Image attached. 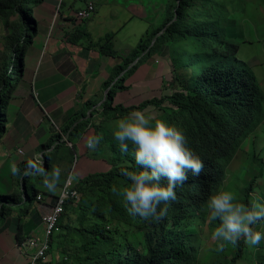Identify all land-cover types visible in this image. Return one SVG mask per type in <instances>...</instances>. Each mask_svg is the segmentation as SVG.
Segmentation results:
<instances>
[{"label": "trees", "instance_id": "16d2710c", "mask_svg": "<svg viewBox=\"0 0 264 264\" xmlns=\"http://www.w3.org/2000/svg\"><path fill=\"white\" fill-rule=\"evenodd\" d=\"M44 2L0 0V19L7 29L1 56L0 138L8 132L6 124L11 120V93L26 74L27 53L38 37L40 20L37 8ZM173 2L166 8L162 26L152 33L148 30L139 41L135 58L144 55L114 84L105 83L110 89L101 104V115L120 117L134 110H144L148 105H159L160 100L152 98L137 105L124 106L116 104L115 97L118 92L127 90L125 81L142 61L169 44L173 51L171 65L177 91L169 98L174 109L161 118L183 128L194 152L202 158L204 169L199 176L188 173V179L176 189L177 199L168 202V215L162 222L145 221L126 210L122 192L127 180L121 169L134 170L131 145L127 154L119 156L120 163L112 164L108 171L92 173L75 182L74 188L80 199L66 203L59 221L60 232L54 236L62 235L61 239L65 240L64 247L62 245L60 249L63 264H72L68 261L69 256H64L66 251L71 252L72 261L77 264L85 261L88 264H238L246 254L243 239L234 246L231 258L227 257L224 249L208 248L204 251L205 231L208 230L211 236L218 223L210 221L207 224V198L223 185L226 166L238 143L253 134L264 121V96L258 81L252 70L238 60L239 44L231 42V37H225L227 30L238 31L241 37L235 14L244 11L242 5L245 0ZM228 7L235 11L234 15ZM12 16L18 20L11 26L9 20ZM231 22L236 25L232 27ZM76 31L71 35L81 32ZM68 35V42L76 44V40ZM230 35L235 36L234 33ZM113 36H104L99 48L101 57L117 56L113 50ZM123 70L119 67L116 74ZM84 106H89V103ZM91 108H87L89 118L93 114ZM84 125L78 122L75 131ZM55 137L42 146L44 150L58 141L59 136ZM57 149L58 145H55L52 151ZM43 156L46 160L40 167L47 172V167L51 168L49 154L43 152ZM28 163L21 162L17 167L22 172ZM33 175L36 174H18L22 183L20 191L10 196L0 195V221L14 213L20 220L32 211L39 193L36 185L28 181ZM113 187L120 194L113 192ZM113 223H117L115 230L110 227ZM133 226L148 228L150 234L146 244L143 248L130 245L126 252H120L114 246L115 235L119 233L117 231ZM16 239L19 244L26 240L21 223L17 226Z\"/></svg>", "mask_w": 264, "mask_h": 264}, {"label": "rangeland", "instance_id": "374dc122", "mask_svg": "<svg viewBox=\"0 0 264 264\" xmlns=\"http://www.w3.org/2000/svg\"><path fill=\"white\" fill-rule=\"evenodd\" d=\"M105 1L108 3L105 4ZM111 1L116 2L115 4L125 3L127 7H141L144 12L143 18H147L148 22L151 23L150 33L162 26L166 17L167 6L174 3L173 0H45V2L37 8V14L40 20L38 24V38L34 40L35 45H33V48H29L28 50V56L26 57V74L11 93L12 102H17V100L24 96L28 101L35 102L38 106V101L33 95V92L36 91L41 104L54 105L55 103H59L63 105V109L66 112L67 110L69 111L66 115L67 118L64 124H60L63 122H58L56 119H53L55 121L54 125L52 123L49 124V132L52 138L55 136H59V138L51 147L53 148L55 145H58V149L51 151L48 157L54 168L59 165L68 166L71 169L69 170L71 176L73 174L75 175L81 166L87 164V158H85L84 154L86 150L84 141L85 137L89 134H103L104 139L99 148L101 152L99 158L104 161L108 167H111L112 164L120 163L121 160L119 156L125 155L119 151L118 142H116L112 136L114 121L119 117L115 114L103 117L101 115V104L105 99L107 91L110 89V87H106L112 85V83L114 84L116 80L130 69L144 54L137 59L135 58L138 42L136 46H134L135 48L130 50V52L121 54V60L118 61V64L115 65L114 68L109 69V72H103V64L108 56L105 55L101 57L99 55V48L105 35L102 38H92L91 34L86 31V27L88 28L89 25V30L93 36L99 33L103 23H105V21H102V18L105 16L104 13H102L105 11L103 8H109L107 5L111 3ZM89 2L94 5L95 13L88 21H85V23L83 22L75 26L74 14L76 13V9ZM245 3L243 2L242 5L244 11H239L235 14L241 37L238 31L234 32L231 30H227L225 37H231L229 38L231 42L239 44L237 58L240 62L244 63L248 69L252 70L258 81L261 93L264 96V0H245ZM69 8H72V10H70L71 12L69 11L72 13L71 16L68 12ZM228 10L234 15L235 11L233 9L228 7ZM97 14L98 17L96 18ZM17 20L16 16H12L9 20V24L12 26ZM230 24L232 27L236 25L233 22ZM78 28H81L80 33L76 31ZM74 31H76L77 34L71 35ZM230 33H234L235 36H231ZM6 34L7 29L5 23L0 19V76L3 73L1 56L4 53ZM67 34H69L68 37H72V39L83 41L81 45L82 48H85L87 51L93 50V52H95H87L86 55L83 56L85 59L84 63L89 64L87 72H49L46 78L42 82H39V75L41 73L39 72V67L45 55V51L42 52L39 58L40 63L38 62V64L34 66L36 45L38 46L39 40H42L43 44H45L48 40L50 41L53 38L59 39L64 43L67 40ZM172 54V47L166 44L145 61H142L138 68L133 71V74L125 81L124 85L127 86V90L117 93L115 103L131 106L155 98L160 100L159 105H148L144 110L158 118H161L166 113H170V110L174 106L169 102V98L177 91V81L176 78H174L171 65ZM91 57H95L96 59ZM55 59L56 58H54V60ZM119 67L124 70L121 74L117 75L116 72ZM104 75L107 77L105 81L100 84ZM57 80L63 82L62 89L59 92L54 90L55 87L60 84ZM105 83L109 84L106 85ZM4 93L6 92L4 91ZM86 103H89V106H84ZM90 106L92 107L91 112L93 114L89 118L87 114L90 111H88L87 108ZM83 115H86V117L81 118ZM78 122H83L85 125L81 127V129L75 131L74 127H76ZM6 128L8 129L7 134L3 138H0V195L10 196L18 193L22 184L17 175H12V165L15 162L17 163V161L28 162L30 160H24L26 155H21V153H19V150H22V152L24 151L22 147L24 142L19 140V138L16 139L18 134L16 130L19 128L18 122L10 124L8 122ZM26 128L29 130V133H23V130L19 131V135H23L21 137L26 136V138H31L40 132L41 124L39 123L38 114L34 112L29 113L27 116ZM71 133H73L72 136ZM11 142H16V146L12 152V156H14L15 159H13V161L9 159V163L7 158L10 153L7 151L11 152L9 148ZM36 142L37 141H33L30 143L35 144ZM38 143L40 144L37 146L39 154L48 150H44L42 147L45 141H38ZM71 146L72 148L75 146V155L73 151H71ZM45 154L48 155L46 152ZM26 159L30 158L27 157ZM36 159L38 161L36 163H38L39 166L44 164L42 156H37ZM101 165H103V163H101ZM28 181L31 184H35L38 189L43 190L41 188L43 184V178L41 176L33 175ZM221 187L235 191L240 201L244 203L247 199L249 200L252 195L257 193L264 195V121L253 134L238 143L235 152L230 157L226 166V178ZM205 217L208 220V212H206ZM17 221L15 213L5 221H0V264H26L22 257L25 256V254L18 248L15 239ZM209 222L208 220L207 224H209ZM116 224L117 223L110 224V227L115 230ZM257 227L264 228V223H261ZM117 232L119 233L115 235L114 246L121 250L120 252H126L127 248H130V245L143 248L150 234L148 228L139 229L134 226L128 230L121 229V231ZM61 237L62 235L54 237L56 240V242L52 244L54 261L61 260L62 257L60 249L62 245L64 247L65 240L61 239ZM204 237V251L208 248H217L216 242L211 239L208 230L205 231ZM244 247L246 254L238 264H264V241H261L257 246L245 244ZM234 249L235 247L231 244L225 246L224 251L228 258H231ZM70 255V251H66L64 254L66 258L69 256L70 259L68 258V261L70 263L77 264L72 261L73 258ZM84 264H88L87 261H85Z\"/></svg>", "mask_w": 264, "mask_h": 264}, {"label": "clouds", "instance_id": "9594fccd", "mask_svg": "<svg viewBox=\"0 0 264 264\" xmlns=\"http://www.w3.org/2000/svg\"><path fill=\"white\" fill-rule=\"evenodd\" d=\"M112 136L121 153L127 154L132 147L134 170L121 169L127 180L122 192L127 212L145 221L162 222L168 215V202L177 199L176 189L185 183L188 173L199 176L204 169L202 158L194 152L183 128L146 110L120 116L114 121ZM103 139L102 133L85 137L90 154L98 152ZM11 172L14 176H41L49 191H56L61 180L60 167L49 173L31 161L22 172L13 164ZM112 191L120 194L116 187ZM206 207L208 220L218 222L211 232L217 250L227 244L235 246L241 239L249 246L264 241V228L257 227L264 223V195H252L244 203L235 191L220 187L209 195Z\"/></svg>", "mask_w": 264, "mask_h": 264}, {"label": "crops", "instance_id": "0c3cea01", "mask_svg": "<svg viewBox=\"0 0 264 264\" xmlns=\"http://www.w3.org/2000/svg\"><path fill=\"white\" fill-rule=\"evenodd\" d=\"M53 1H56V0H53ZM106 3L108 2L105 1V4ZM115 3L116 2L111 1V3L107 5V7L109 8H103L105 9V11H103L102 13H104L105 16L102 18V21H105V23H103L102 29L99 31V33L93 36V34L89 30V25H88V28L86 27L87 29L86 31H88V33L91 34L92 38L93 37L102 38L104 35L108 33H112L114 35L112 38V45H113V50L116 52L117 56L108 57L104 61L103 72H109V69L114 68L115 65L118 64V61L121 60V54L130 52V50L135 48L134 46H136V44L141 40L144 34L151 28V23L148 22V19L143 18L144 12L141 7H135V6L127 7V4L125 3L124 4H115ZM84 6L85 5H83L82 7H78L76 9V12L84 8ZM70 10H72V8H69L68 12ZM69 13H68V16H69ZM71 14L72 13H70V16ZM97 17H98V14L96 18ZM81 28H78L77 31H80ZM82 42L83 41H80L79 39H77L76 44H71L67 40L66 42L62 43L59 39L53 38L50 41L48 40L45 44H43L42 40H39L38 46L36 45L37 47L35 49L36 51L34 52L35 54L34 66H36L38 62L40 63L39 58L42 52L45 51V55L39 67V72H41L39 75V82H42L46 78L49 72H87L89 64L84 63L85 59L83 58V56H85L87 52L89 53H95V52H93V50L87 51L85 48H82L81 47V45L83 44ZM54 58L56 59L54 60ZM91 58L96 59L95 57H91ZM106 77H107L106 75L103 76L100 84L105 81ZM57 82L60 84L59 86H56L54 90L56 92H59L62 89L63 82H61L60 80H57ZM34 92H33V95H34ZM37 104L38 106L36 105L35 102L28 101L24 96H22L19 100H17V102L11 101V105H10L11 120L9 124L13 122H16V123L18 122L19 128L18 130H16L18 132L16 139L19 138V140L24 142L23 144L24 146L22 145L24 151H23V154L21 155H26V158L27 157L30 158V159L25 158L24 160L38 162L36 157L42 156L43 161L45 162L46 157L43 156V153H40V154L38 153V149H37V146L39 144L38 141L39 142L45 141V143L43 144H46L47 142H49L52 139L51 133L49 132L50 131L49 124L52 123L54 125L55 121L53 119L58 120V122H63L60 124H64L67 118L66 115L69 111L67 110L66 112L63 109V105H60L59 103H55L54 105H45V103L41 104L39 102ZM30 112L32 113L34 112L35 114H38L39 123L41 124V130L36 136H32L31 138H26V136L21 137L23 135L22 134L19 135V131L23 130V133H26V134L29 133V130L26 128V123H27V116L29 115ZM44 115H45V118H44ZM33 141H37V142L35 144H31L30 142H33ZM9 146H10L9 148L11 149V152L7 151L8 153H10L8 154L7 159L8 161L9 159L13 161V159L15 158L14 156H12V152H13L14 147L16 146V142H11ZM52 149L53 148H50L46 150L45 152L50 154ZM71 151H73L75 155V146L74 148H72L71 146ZM84 154H85V158H87V164L81 166V168L78 170V172L75 175L73 174L71 176L69 174V170L71 169L68 166L66 165L58 166L61 168V180H60V183L56 191L47 190L43 184L41 186L43 190L38 189L39 193L43 194L46 197L45 201H43L42 203H36L33 206L32 211L28 215L20 218V220L17 219L18 220L17 226H18V223H21L23 225L24 237L28 238L36 232L40 234L41 216L50 210V207L54 203L55 197L59 194L61 187L63 186L65 180L67 179L69 175L72 177V179H74V176L78 177V179H74L75 181L73 180L74 182L77 183L80 179L86 177L89 174L105 172L110 169V167H108L106 163L99 158V156L101 155L100 150H98L97 153L90 154L88 149L86 148ZM18 162L21 163L25 161H21V162L17 161V163L16 162L15 163L13 162V163L17 166ZM101 163H103V165H101ZM50 164H51V161H50ZM53 169L54 167L51 164L50 169L49 167H47V172L50 173ZM15 239H16V233H15ZM53 241L56 242L55 239ZM16 242H17V239H16ZM22 257L24 258L26 264H28L26 256H22ZM47 264H61V260L54 261L53 255H52V248L49 253V261Z\"/></svg>", "mask_w": 264, "mask_h": 264}, {"label": "built area", "instance_id": "2783aa9c", "mask_svg": "<svg viewBox=\"0 0 264 264\" xmlns=\"http://www.w3.org/2000/svg\"><path fill=\"white\" fill-rule=\"evenodd\" d=\"M94 13V5L91 2L86 3L84 8L78 10L74 14L75 26L89 20ZM34 97L39 103L37 92H34ZM19 153L23 154L22 150H19ZM74 187L75 182L69 175L61 187L59 194L55 197L50 210L41 216L40 234L36 232L23 243L19 244L17 242V246L21 249V252L25 254L28 264L48 263L51 240L60 232L59 221L64 213V207L68 201L72 200L78 202L80 199V194ZM45 199L46 197L43 194L38 193L37 203H42ZM61 264H63L62 261Z\"/></svg>", "mask_w": 264, "mask_h": 264}]
</instances>
